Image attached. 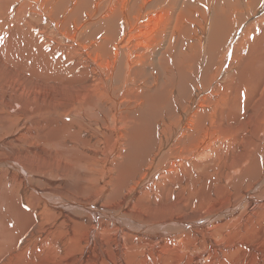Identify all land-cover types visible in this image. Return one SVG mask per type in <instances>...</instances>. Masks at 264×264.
<instances>
[{
    "label": "bare ground",
    "instance_id": "6f19581e",
    "mask_svg": "<svg viewBox=\"0 0 264 264\" xmlns=\"http://www.w3.org/2000/svg\"><path fill=\"white\" fill-rule=\"evenodd\" d=\"M0 264H264V0H0Z\"/></svg>",
    "mask_w": 264,
    "mask_h": 264
}]
</instances>
